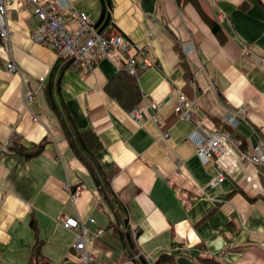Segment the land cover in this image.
Listing matches in <instances>:
<instances>
[{"label":"crops","instance_id":"obj_1","mask_svg":"<svg viewBox=\"0 0 264 264\" xmlns=\"http://www.w3.org/2000/svg\"><path fill=\"white\" fill-rule=\"evenodd\" d=\"M40 1L68 29L78 11L100 15L99 0ZM111 18L151 62L138 76L140 103L129 111L107 90L120 69L111 56L91 69L60 70L55 99L75 127L92 128L102 142L95 159L121 202L126 219L118 227L45 96L59 57L32 37L39 20L28 1H8V34L0 36V264H78V229L62 223L71 215L86 222L89 247L107 264H138L132 244L151 264L162 253L163 264H203L208 255L210 264H264V162L247 158L264 145V0H113ZM10 60L17 70H8ZM179 94L194 118L176 111ZM215 131L229 134L228 145L237 139L241 157L213 187L218 165L201 161L196 142ZM14 141L44 145L26 157L10 148Z\"/></svg>","mask_w":264,"mask_h":264},{"label":"built area","instance_id":"obj_2","mask_svg":"<svg viewBox=\"0 0 264 264\" xmlns=\"http://www.w3.org/2000/svg\"><path fill=\"white\" fill-rule=\"evenodd\" d=\"M9 0H0V36L6 38L8 28L6 23V11ZM30 5V11L38 20V25L33 28L32 37L53 48L59 57L60 64H84L87 69H91L102 58L109 56V47L116 46L119 50H134V54L129 58L127 67L130 73H136L137 68L145 69L151 65V62L145 56L142 46L129 37H125L118 30L99 31L94 25L95 20L84 11H78L76 20L77 27L68 29L65 20L59 15V12L53 10L46 3L40 0H27ZM223 13H219L223 17ZM243 53H248L246 47H242ZM259 65L264 67V57L259 60ZM8 70H17V65L13 60L7 63ZM26 100L33 97L31 91L24 92ZM156 109V103L151 104ZM176 111L185 118H194L192 105L186 100L183 94H179V102L175 107ZM132 116L139 117L138 108L131 112ZM36 118V117H35ZM233 117L229 116L232 121ZM229 134L226 132L215 131L210 134L201 135L197 140L196 153L203 163L214 160L218 165L216 174L209 180V185L215 187L224 178V171H229L231 164L240 160V152L234 148L239 141L232 139V145H228ZM233 147V148H231ZM249 162H264V145H259L254 152L247 156ZM69 189L68 184H65ZM70 190V189H69ZM79 190H70L71 195L75 198ZM93 221V217H88ZM64 226L77 228V236L74 240L73 247L78 252V264H107L106 261L94 253L89 245L92 242V236L87 234V224L84 220L74 216H67L62 220ZM102 228L96 229L100 234ZM124 264V263H122Z\"/></svg>","mask_w":264,"mask_h":264},{"label":"trees","instance_id":"obj_3","mask_svg":"<svg viewBox=\"0 0 264 264\" xmlns=\"http://www.w3.org/2000/svg\"><path fill=\"white\" fill-rule=\"evenodd\" d=\"M100 15L98 20L95 21L94 25L99 31H111L114 29L112 20V9L113 0H99ZM213 30L219 33L220 28L218 24H215L211 19ZM126 37V36H125ZM116 48L119 52H115L113 56L110 54L115 61L120 60V69L118 73L109 80L106 88L109 93L114 96L119 103L127 110H131L135 105L140 103L142 97L141 91L138 85V76L144 70L137 68L136 73H130L127 67L129 58L134 54V50H119L116 46H110V48ZM109 51V50H108ZM124 55V56H123ZM122 64V65H121ZM69 64H60L58 60L52 69V75L56 78L51 80L44 86L45 96L49 101L52 109L57 114L64 134L68 140L69 145L73 148L79 158L87 165L91 170V174L98 184L99 191L102 195L103 200L109 207L110 211L115 217L113 223L118 227L119 224L124 225L125 219L121 215L122 206L118 198L117 193L111 188L109 183V172L104 171L102 167L97 163L95 159V153L102 148V142L99 140L97 135L94 133L92 128H77L74 126L71 118L64 112L61 105L56 101V96L59 95V77L60 70ZM242 146L245 147V140L242 139ZM44 145V141L38 144H25L23 141H14L10 144V148L14 151L24 153L26 157L38 153ZM32 228L35 230L36 224L34 218L30 221ZM120 230V236L124 232ZM125 235L131 240L130 233L125 232ZM131 256L138 264H151L142 254L139 253V247H135L133 244ZM39 255L38 244L35 243L32 251V259L36 260ZM168 259L166 253L160 254V256L154 260L152 264H163ZM215 259V255H208L201 258L203 264H210Z\"/></svg>","mask_w":264,"mask_h":264}]
</instances>
